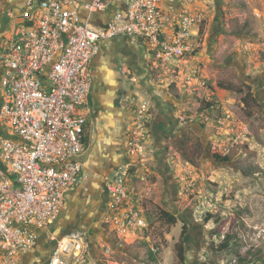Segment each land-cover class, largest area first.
Returning a JSON list of instances; mask_svg holds the SVG:
<instances>
[{
	"label": "built area",
	"instance_id": "2783aa9c",
	"mask_svg": "<svg viewBox=\"0 0 264 264\" xmlns=\"http://www.w3.org/2000/svg\"><path fill=\"white\" fill-rule=\"evenodd\" d=\"M194 1L121 0L124 11L96 27L82 11L105 10L110 0H26L38 20L0 46V121L19 137L0 141V264H18L39 245L87 175L80 157L87 118L79 110L90 95L91 62L102 41L137 38L152 72L175 68L199 48L205 15ZM122 71L129 73L126 66ZM150 107V100L137 98L123 141L128 160L104 176L109 202L102 224L124 240L151 226L145 202L158 173L147 148ZM51 237L43 264H97L88 231Z\"/></svg>",
	"mask_w": 264,
	"mask_h": 264
},
{
	"label": "rangeland",
	"instance_id": "374dc122",
	"mask_svg": "<svg viewBox=\"0 0 264 264\" xmlns=\"http://www.w3.org/2000/svg\"><path fill=\"white\" fill-rule=\"evenodd\" d=\"M194 4L205 15L197 52L175 68L152 72L146 87L140 81L128 85L133 93L129 111L139 96L151 106L146 90L164 86L176 103L174 117L194 130L187 129L183 140L163 144L170 176L151 178L155 185L145 202L148 231L124 240L100 217L96 226L101 225L104 236L90 234L97 264H264V0ZM239 88L242 95L254 94L249 105L240 100ZM150 108L152 124L156 115ZM150 138L148 152L153 149ZM190 142L200 145L195 166L180 153ZM241 143L255 154L239 149L225 163L208 159L209 148L225 155ZM166 207L187 217L185 233L183 220L168 225L159 217ZM228 234L231 246L219 249ZM182 243L185 261L177 251ZM249 251L253 255L243 261Z\"/></svg>",
	"mask_w": 264,
	"mask_h": 264
},
{
	"label": "crops",
	"instance_id": "0c3cea01",
	"mask_svg": "<svg viewBox=\"0 0 264 264\" xmlns=\"http://www.w3.org/2000/svg\"><path fill=\"white\" fill-rule=\"evenodd\" d=\"M124 9L121 0H110L105 10L82 13L97 27L105 25L116 11ZM38 17L39 12L28 7L26 0H0V46L13 41L21 26L36 22ZM123 66L128 67L129 73L122 71ZM90 72L91 92L85 106L79 110L87 118L88 142L80 157L84 162L85 172L89 175L67 195L60 219L49 230L42 232L39 245L22 256L18 264H43L52 247L53 235L67 233L73 229H83L90 233L100 217L102 220L107 209L106 206L103 208L101 201V193L106 191L108 194L104 176L128 160L123 149L133 95L128 85L129 82L140 81L146 87L152 77L144 43L128 36L103 40L99 53L92 59ZM2 74L3 68L0 65V82ZM146 91L151 97V107L156 115L152 124L150 122L149 138L153 149L149 154L157 172L156 158L161 156L165 144L160 142L159 131L169 130L171 121L178 120L172 114L176 110V103L164 86H159L154 91ZM1 97L0 83V100ZM153 117L151 113V121ZM180 123L182 122L179 121V127ZM3 138L19 140V137L0 121V141ZM168 178L171 180L172 177ZM91 252L96 259L97 251L91 247Z\"/></svg>",
	"mask_w": 264,
	"mask_h": 264
},
{
	"label": "trees",
	"instance_id": "16d2710c",
	"mask_svg": "<svg viewBox=\"0 0 264 264\" xmlns=\"http://www.w3.org/2000/svg\"><path fill=\"white\" fill-rule=\"evenodd\" d=\"M202 31V29H201ZM249 88V87H248ZM237 92L240 94V100L246 104L249 105L251 99L254 97V94L249 90L248 92H246L244 95H242L244 93V91L239 88L237 90ZM256 100V99H255ZM207 105H211V101H206ZM88 136H86V142H88ZM199 144H190V145H185V147L183 149H181L180 153L182 155V157L187 160V161H191L192 163H196L195 161L198 159V157L200 156V148H199ZM239 149H242L244 151V153L246 154H250V155H254L255 151H253L252 149L249 148V146L246 143H241L238 144L237 146L234 147V149H232L231 151H229L227 154H222L220 151L218 150H212L216 157L218 158V161L220 160H227V161H231L233 154H235L236 152H238ZM159 217L162 219V221L164 223H167L168 225H174L178 222V217L177 215H175L174 213L170 212L167 210V208H160L159 210ZM186 227L184 225V230L183 233H185ZM233 239V236L231 234H228L223 242L219 245V249H228L231 245V241ZM178 256L180 258V261H185V248L183 243L180 244L179 248H178ZM253 255V252L249 251L246 252L245 254V260L249 259L251 256Z\"/></svg>",
	"mask_w": 264,
	"mask_h": 264
},
{
	"label": "flooded vegetation",
	"instance_id": "af4514ba",
	"mask_svg": "<svg viewBox=\"0 0 264 264\" xmlns=\"http://www.w3.org/2000/svg\"><path fill=\"white\" fill-rule=\"evenodd\" d=\"M180 125L181 126L179 127V121L178 120L173 119L171 121L170 129L169 130H167V131H165V130L159 131V132H161V134L159 133L160 142L161 143L162 142L163 143L164 142L166 143L168 140H170L172 138H181V140H183V138H184L183 135L186 133V130L187 129L194 130L193 129L194 126L193 125H189V124L187 125L186 122L180 123ZM190 144H196V143L190 142ZM208 151H209V157H208V159L213 160L215 162H220V163L228 162L227 160H220V161H218V158L216 157L215 153L211 150V148H209ZM165 155H166V151H165V148L163 146V151H162L161 156L159 155V157L156 158V163H157V168H158L157 169V172H158L159 176H170L169 171H168V164H167V161L165 160L167 158H166ZM93 162L95 164L96 163V160H94ZM186 163L189 164V165L192 164L193 166H195V163H192L191 161H187L186 160ZM174 189L171 188L170 189V192L175 193V190ZM101 201H102V204H103V208L105 206L107 207V204L109 202V195L106 193V191H103V193H101ZM167 210H168V208H167ZM168 211H170V212L174 213L175 215H177L178 220L179 219L183 220L182 221V224H183V227H184L187 217H184L183 215H178V213L174 209H173V211L172 210H168ZM100 214H102V213H100ZM100 216L101 215H99V217ZM182 229L184 230V228H182ZM183 230H182V233H183ZM103 233H105V231H103L101 225L98 224L95 228H92V230H90V233L89 234L104 236Z\"/></svg>",
	"mask_w": 264,
	"mask_h": 264
}]
</instances>
